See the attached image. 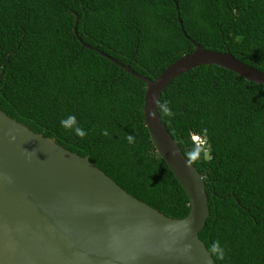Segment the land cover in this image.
<instances>
[{"label": "trees", "instance_id": "trees-1", "mask_svg": "<svg viewBox=\"0 0 264 264\" xmlns=\"http://www.w3.org/2000/svg\"><path fill=\"white\" fill-rule=\"evenodd\" d=\"M76 35L149 78L193 42L264 71V0H0V109L86 156L138 199L183 217L188 197L143 120L145 83ZM165 100L173 115L158 109L160 118L184 155L201 145L193 135L207 150L191 163L207 185L198 236L226 250L214 263L264 264V85L201 64L172 79ZM68 114L83 138L60 126Z\"/></svg>", "mask_w": 264, "mask_h": 264}, {"label": "water", "instance_id": "water-1", "mask_svg": "<svg viewBox=\"0 0 264 264\" xmlns=\"http://www.w3.org/2000/svg\"><path fill=\"white\" fill-rule=\"evenodd\" d=\"M76 38L145 83L143 120L155 152L185 191L189 209L180 218L164 214L127 192L86 156L0 109V264H215L198 236L209 214L204 175L192 163L185 165L187 157L154 100L159 101L172 79L201 64L221 66L261 85L264 71L228 51L193 42L191 52L149 78Z\"/></svg>", "mask_w": 264, "mask_h": 264}, {"label": "clouds", "instance_id": "clouds-1", "mask_svg": "<svg viewBox=\"0 0 264 264\" xmlns=\"http://www.w3.org/2000/svg\"><path fill=\"white\" fill-rule=\"evenodd\" d=\"M155 105L158 107L159 112L163 116L171 117L173 115L172 110L168 106V102L165 101H156L154 100ZM59 124L64 129H71L72 133L77 136L83 138L86 135L85 130L79 125L77 118L74 114H68L62 117L59 120ZM207 128L200 129V135L206 139L207 136ZM103 135H108L106 129L102 130ZM10 139H15L14 136H10ZM125 140L132 144L134 143V137L131 134H127L125 136ZM192 140L195 143H200L201 145H193L190 153L188 154V158L185 159V165H189L192 161L198 160L201 156V153H204V156L207 158V150L206 147L203 146V141L196 135L192 136ZM190 248V245H186V249ZM206 251L208 252L209 256L215 258V260L222 261L225 258L226 250L225 246L221 244L219 240H212L208 246Z\"/></svg>", "mask_w": 264, "mask_h": 264}]
</instances>
